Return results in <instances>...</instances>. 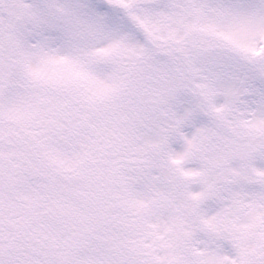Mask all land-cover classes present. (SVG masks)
<instances>
[{
    "label": "rangeland",
    "instance_id": "rangeland-1",
    "mask_svg": "<svg viewBox=\"0 0 264 264\" xmlns=\"http://www.w3.org/2000/svg\"><path fill=\"white\" fill-rule=\"evenodd\" d=\"M129 1L29 0L18 16L9 0L15 21L2 36L12 48L6 43L0 56L16 83L0 87V155L27 164L34 181L19 171L13 187L0 178L14 217L0 232L10 243L0 263L264 264V186L245 178L239 157L254 151L250 172L264 178V81L231 59L264 71V0L141 4L131 9L140 31L119 15ZM186 36L175 67L174 57L158 55L137 76L148 43L172 54ZM212 38L227 47L203 51ZM203 103L247 136L213 132L197 115ZM99 172L102 192L72 187L75 173L94 190ZM97 199L100 216L87 203ZM56 210L58 218L82 216L73 238L49 220ZM83 225L96 240L85 239Z\"/></svg>",
    "mask_w": 264,
    "mask_h": 264
},
{
    "label": "trees",
    "instance_id": "trees-1",
    "mask_svg": "<svg viewBox=\"0 0 264 264\" xmlns=\"http://www.w3.org/2000/svg\"><path fill=\"white\" fill-rule=\"evenodd\" d=\"M134 4L135 3L133 1L130 4H128V6H123V7H120V8H122L123 11L126 14H128L129 13V10H130V7L134 6ZM201 115L203 117L209 119L210 122L213 124L214 127L221 126L222 128L229 130V127L227 125L222 124L221 122H219L218 119L215 116L211 115L209 112H207L205 108H203V111H202ZM246 173H248V172H246Z\"/></svg>",
    "mask_w": 264,
    "mask_h": 264
},
{
    "label": "flooded vegetation",
    "instance_id": "flooded-vegetation-1",
    "mask_svg": "<svg viewBox=\"0 0 264 264\" xmlns=\"http://www.w3.org/2000/svg\"><path fill=\"white\" fill-rule=\"evenodd\" d=\"M7 23H8V22H7ZM5 24H6V21H1V20H0V27H5V26H6ZM2 32H3V31H0V33H2ZM0 63H1V62H0ZM2 66H3V65H2ZM2 85H3V84H2ZM5 86H6V85H5ZM5 86H4V87H5ZM6 160H7V157H6Z\"/></svg>",
    "mask_w": 264,
    "mask_h": 264
}]
</instances>
